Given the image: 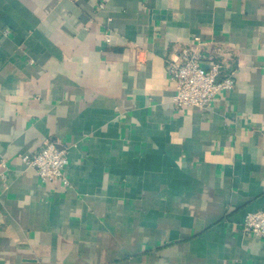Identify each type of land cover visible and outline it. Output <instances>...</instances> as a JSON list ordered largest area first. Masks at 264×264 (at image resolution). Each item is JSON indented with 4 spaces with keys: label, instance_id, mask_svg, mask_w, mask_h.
I'll use <instances>...</instances> for the list:
<instances>
[{
    "label": "crops",
    "instance_id": "0c3cea01",
    "mask_svg": "<svg viewBox=\"0 0 264 264\" xmlns=\"http://www.w3.org/2000/svg\"><path fill=\"white\" fill-rule=\"evenodd\" d=\"M101 1L0 0V264H264V0ZM180 48L234 74L209 110ZM44 140L70 187L21 160Z\"/></svg>",
    "mask_w": 264,
    "mask_h": 264
},
{
    "label": "built area",
    "instance_id": "2783aa9c",
    "mask_svg": "<svg viewBox=\"0 0 264 264\" xmlns=\"http://www.w3.org/2000/svg\"><path fill=\"white\" fill-rule=\"evenodd\" d=\"M109 0H102L103 8ZM195 42L202 44L196 37ZM110 42V38H107ZM225 64L221 60L207 63L205 57L197 50L180 48L167 64L169 80L175 87L173 103L176 108L209 110L223 92L235 87L234 74L224 76ZM21 160L36 170L44 183L59 182L63 187H70L66 176L69 165L68 148H60L51 140H44L38 151L21 156ZM9 171L5 159L0 158V178L5 180ZM247 236L264 237V211L248 213L241 226Z\"/></svg>",
    "mask_w": 264,
    "mask_h": 264
}]
</instances>
